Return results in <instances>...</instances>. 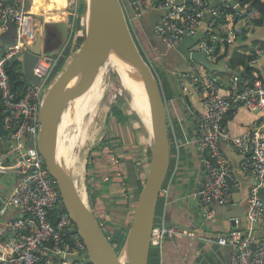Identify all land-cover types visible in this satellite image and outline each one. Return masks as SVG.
<instances>
[{"label":"built area","instance_id":"2783aa9c","mask_svg":"<svg viewBox=\"0 0 264 264\" xmlns=\"http://www.w3.org/2000/svg\"><path fill=\"white\" fill-rule=\"evenodd\" d=\"M28 1L0 0V18L4 20L0 35L8 30L6 23L12 22L16 27L14 44L3 54L0 46V114L10 139L19 142L16 147L9 145L0 152V174L9 171L19 174L14 191L3 198V207H15L20 214L0 227V264H92L87 245L64 206L59 186L50 175L44 156L37 148L22 152L20 140L36 142L38 139L42 126L40 110L62 56L61 52L41 54L37 63L30 66L38 83H29L21 92L13 89L7 65L29 52L42 33ZM79 1L70 0V4L77 8ZM121 1L134 34L142 30L141 18L145 13L152 10L161 13L154 31L168 49H175L185 36L195 34L205 24L204 36L190 50L205 53L212 63L222 60L228 47L240 44L242 38L260 27L256 22L262 17L250 0H220L215 5H212L214 0ZM21 65L19 70L26 80L24 65ZM250 65L251 74L242 66L232 71L227 84L217 71L212 72L193 60L192 72L185 74L180 83L185 91L202 93L205 110L199 119L197 143L201 150L208 149L211 154V158L203 159L204 183L193 196L206 205L232 203L230 188L235 178L234 167L221 147L222 142L244 155L241 168L257 182L248 193L251 223L248 235L241 237L242 229L236 218L235 231L218 239L220 245L234 247L230 264H264V242L256 249L250 248L252 223L264 214V200L259 195V187L264 186V47L257 48ZM241 109L253 112L255 119L242 134L235 136L228 130L226 118ZM0 142L5 143L3 135ZM209 216H214V210L209 211ZM177 234V229L167 224L163 216H156L151 247L160 246L166 238Z\"/></svg>","mask_w":264,"mask_h":264},{"label":"water","instance_id":"95a60500","mask_svg":"<svg viewBox=\"0 0 264 264\" xmlns=\"http://www.w3.org/2000/svg\"><path fill=\"white\" fill-rule=\"evenodd\" d=\"M215 4L216 2L213 1L212 5ZM84 5L85 8L82 15L84 34L82 43L45 96L40 110L42 126L37 141L20 140V143L23 145L22 152H25L27 148H37L44 156L48 171L59 186L64 206L87 245L92 264H149L151 235L157 216V206L171 165L168 105L162 94L160 80L150 60L145 57L136 40L134 31L124 12L122 1L84 0ZM160 15L159 11L145 13L141 18V26L152 49L161 57L173 49L166 48L161 38L154 33L153 24L159 20ZM2 24H4V20L0 18V25ZM6 24L8 27L7 32L12 31L16 36L14 23L8 22ZM202 25H204L203 28ZM202 25L195 34L185 36L176 47V50L184 55L187 60L193 57L201 61L210 70H224L229 59L223 60V62L220 60L219 62L212 63L205 58V53L192 54L189 51V48L204 36L206 25ZM43 28L44 30L38 36L31 50L14 60V62L24 65V71L27 76L25 80L26 85L38 83V78L31 73L30 66L37 63L40 55L49 49L46 45V26ZM14 39L7 40L0 36V46L3 47L2 54L7 47L14 44ZM109 50L113 51L128 65L131 73L144 86L151 115L150 164L148 173L139 195L133 221L120 250L116 249L106 235L88 202L81 198L74 184L72 173L58 160L55 150L62 116L72 95L78 86L89 77L104 54ZM199 125L197 122L198 128ZM9 134L10 132L4 128L0 114V135H3L5 138V143L0 142L1 153L9 145L16 147L19 143L16 140H11ZM224 143H221V147L233 162L235 175L241 183V188L236 186L235 180H232L230 191L233 193V198L230 205L219 206L215 203L205 205L207 208L214 209L218 215H224L229 220V224H235V227H237L235 216L244 214L245 218H241V237L243 238L247 233L248 225L251 224L246 215L247 204H249L248 190L250 187L257 185V182H254V177L246 174L239 166V160L240 158L243 159L244 155L234 156ZM200 152L206 158H211L208 149ZM203 183L204 179L201 185ZM259 195L264 200V186L259 187ZM244 198L246 200L242 201ZM239 204H241V207H238ZM9 220L7 211H2L0 208V227ZM252 226L255 229V240L251 243V247L255 249L257 244L261 240H264V214L259 220L253 222ZM225 249L227 261L230 262L233 246L227 245Z\"/></svg>","mask_w":264,"mask_h":264},{"label":"crops","instance_id":"0c3cea01","mask_svg":"<svg viewBox=\"0 0 264 264\" xmlns=\"http://www.w3.org/2000/svg\"><path fill=\"white\" fill-rule=\"evenodd\" d=\"M219 1L220 0H214L216 4ZM28 7L35 15L42 31L44 30L43 27L46 26V45L49 49L46 50L45 53L51 54L54 52L53 54L56 55L61 52L62 56L58 67L52 75L53 77L62 67H66L82 43L84 34L82 17L85 8L84 0L79 1L77 8L75 5L70 4V0H29ZM203 27L204 25H202V28ZM140 32H143V30ZM263 36L264 27H258L255 29V31L246 37L248 38L246 41H241L240 44L231 47L228 55L222 59V62L223 60L229 59L226 63L225 69L214 71H217L218 76L225 79V82L229 84L231 75L226 74V71L229 69L230 59L233 56L234 50H239L246 45H252L255 41H261L263 40ZM191 47L189 48L190 52ZM149 48L151 50L150 52L148 51ZM176 49L177 48L171 51L169 50L165 56L160 57L152 49L151 45L146 47V51L149 52V56L146 58L149 59L150 62L152 60L160 62L159 70L161 73H156L155 69L154 71L160 80L162 94L168 105L169 111L171 165L168 177L161 190L157 206V216H163L167 224L173 226L179 232L175 237L166 238L160 246L151 247L149 264H230L226 258L227 252L225 246L220 245L218 239L220 237L228 236L232 230L235 231V224H229V220L224 215H218L214 209L207 208L202 200L193 196V193L202 184L204 179L203 159L206 157L204 154H201L200 151L202 150L197 143L200 136L197 122L199 123L201 114L205 109L202 104V93L200 90L185 91L180 86L182 77L185 74L191 73L193 70L191 67V61L196 59L191 57L187 60L185 56ZM198 62L202 63L201 61ZM241 67L242 66H238L236 70H240ZM210 71L213 72V70ZM220 72H225V74H219ZM25 86L26 82L24 83V87ZM254 119L255 114L253 112L241 109L236 114H233V116L227 121V128L232 134L239 136L254 121ZM131 134H133L134 138L135 132H132ZM135 142L136 140L134 138L132 142H129L128 147L125 149L127 152L124 154V150L122 149L120 154L131 156L132 151L129 150L131 148L130 145ZM224 144H226V147L234 156H240L230 144ZM147 148L150 149V142L147 147L144 146L142 153L139 148V156L136 160L140 159V163L138 168L134 169L137 172L135 173L138 175V179H143L148 173L150 164V157L148 158V156H150V153ZM242 161L243 159L240 158V168ZM231 163L233 165L232 161ZM131 167L134 168V164H132ZM145 169L147 172H145ZM94 171L90 172L93 173L91 190L95 191L91 192V196L96 194L94 207L97 210L99 209L98 214L100 217H98V220L104 224V231L109 239L123 238L124 240L133 221L138 201L128 199L127 202L129 204H125V202L123 203V200L119 202L118 198L124 197L125 194L122 196V193H117L118 191L114 188L116 185L121 187L124 182L120 180L118 183H115V179L112 177L109 178L108 182L107 175L102 178V172H99L98 170V173H95ZM18 180V172L9 171L6 174H0V208L2 211H7V216L10 220L14 217H18L20 214L15 207H3V198L9 197L12 194L17 186ZM234 180L236 186L241 188V183L236 175ZM102 185H104L103 188H101ZM252 187L249 188L248 193ZM108 193L111 197L114 196L115 198L111 199V201L110 198H104ZM89 196L88 193V199ZM245 200L246 198L242 201ZM103 201L108 202V205ZM116 204L126 205L122 208L121 215L109 212L111 208L110 205L116 209L118 206H115ZM238 207H241V204H239ZM248 208L249 204H247L246 208V215L249 220ZM210 210H212V212L214 210V216L212 217L209 216ZM114 215H116V217L118 215V217L116 218ZM244 216V214H238L235 216V218L239 219L240 227L242 225L241 218H245ZM248 231L245 237L248 235ZM254 231L255 229L253 227V241L255 240ZM260 242H264V240H261ZM250 248H252L251 244ZM232 253L230 254V258Z\"/></svg>","mask_w":264,"mask_h":264},{"label":"rangeland","instance_id":"374dc122","mask_svg":"<svg viewBox=\"0 0 264 264\" xmlns=\"http://www.w3.org/2000/svg\"><path fill=\"white\" fill-rule=\"evenodd\" d=\"M153 11H155V10H152L150 12H153ZM156 22H154V24H153V30H154V25ZM154 33H155V31H154ZM2 37L7 39V40H12L16 36L12 31H9V32L6 31L2 34ZM135 37H136L137 41L139 42V40H138L139 38H138L136 33H135ZM261 46L264 47V44L260 45V47ZM140 48H141V46H140ZM141 50L143 52L142 48H141ZM52 53H54V52H52ZM239 56H244V55H239ZM145 57L148 58L147 55H145ZM234 58L238 59L237 53L234 55ZM151 64H152L153 68L155 69L156 73L157 72L161 73V71L159 70V68H160V66H159L160 62L159 61L152 60ZM65 68L66 67L64 66L59 71H57V73L53 76V79H52L53 83L55 82L57 77L61 74V72ZM161 70H162V68H161ZM219 74H225V72L224 73L220 72ZM226 74L231 75L232 69L229 68L226 71ZM120 83H121V79L120 78L118 79L117 72L115 70L111 69V71L109 72V75L105 79H103L100 90L98 91V93L97 94L94 93V94L90 95L89 100H93L96 103L97 110L94 109L92 111L91 110L92 108L90 106H88L87 104H85V99H83L80 101V103L83 104V110L85 111V116L83 115V112L80 113V115L78 116V123H80L82 126L79 124H74L72 122H68V124H67V126H68V128H67V139L69 141H72V144H71V146H68L67 144L63 145L62 146L63 151L65 152L66 148H68V150L71 152L74 150V154L76 151L77 155L79 156L78 162H77V167H78V169L82 175L81 181L79 183V185H80L79 187L83 191L86 190L88 204H89V199H88V191H87L88 187L87 186L90 182L89 178H91V177H89V173L94 171V170L98 171V169H99V172H102V174H101L102 178L106 177L107 173L113 174V171L110 170L112 168H115V170L117 169L119 171V173L115 174L114 176H117V175L122 176L123 175L122 170L124 169L125 174H126V178L128 176L131 178L132 183L128 184L130 187H131V185H133L132 190H130V192H131L130 196L131 197H129V190H128V189H130V187H128L126 192L121 187H118V185H116V187L114 188L118 191L117 193L122 192V195H124V194L126 195L122 198H118L119 202L121 200H123V203L125 202V204L126 203L129 204L127 202L128 199L126 197H128L129 200L133 199V200L138 201L139 195L141 192V191H139L138 186L134 182V178H135L136 173L131 174L130 170L132 169V167H131L132 162L136 161V159L139 156V148L141 149V153H142L144 146L147 147L149 142L151 143L150 120L147 117H144V118L140 117L136 113V111L132 107H130V104L128 102V92L125 88L124 89L121 88ZM115 105H117L119 108H121L124 112L128 113L130 116L135 117L134 120L132 119V123L121 124L115 118V116L112 115V108ZM83 127L86 128V131L87 130L88 131H87V135L84 138V140L81 141ZM132 132H135L134 138L136 140V142L134 144L130 145L131 148L129 150L132 151L131 152L132 155L131 156L121 155L120 152L122 151V149L124 150L123 153L125 154L127 152V151H125V149L128 147L129 142H132L134 139L133 134H131ZM103 139L108 140V141H112L111 145L105 144L104 146H102V148L99 149V146H100L101 142L103 141ZM83 146H84V148H83ZM97 146H98V149H95L93 152H91V150L94 147L96 148ZM149 157L150 156H148V158ZM74 161H75V155L73 157L72 162H70V165H73ZM87 164L90 166V170L88 169ZM92 167L97 168V169H94V168L92 169ZM145 168H146V166H145ZM97 171H94V172L98 173ZM145 172H147L146 169H145ZM130 174H131V176H130ZM145 177H143V179H145ZM86 179H87V183H86ZM107 180L109 182V178ZM103 186L104 185H102L101 188H103ZM84 188H85V190H84ZM104 198H106V199L110 198V201H111V199H113L115 197L114 196L111 197V195L108 193L105 195ZM104 203L106 205H108V202H104ZM117 205L118 204H116L115 206H117ZM89 206H90V204H89ZM124 206H126V205H118L116 207V209H114L110 205L111 208H110L109 212L121 215L122 214L121 211H122V208ZM118 215H117V217H118ZM114 217H116V215H114ZM105 230H106V228H105ZM113 243H114V246L116 247V249L120 250L121 246H118L115 242H113ZM122 243H124V242H122Z\"/></svg>","mask_w":264,"mask_h":264},{"label":"bare ground","instance_id":"6f19581e","mask_svg":"<svg viewBox=\"0 0 264 264\" xmlns=\"http://www.w3.org/2000/svg\"><path fill=\"white\" fill-rule=\"evenodd\" d=\"M111 69L115 70L118 74V79L119 78L121 79V83H120L121 88L122 89L125 88L127 90L128 102L130 104V107H132L140 117L142 118L147 117L151 122L149 103L144 86L131 73L130 69L128 68V65L123 60H121L113 51L109 50L106 54H104L102 59L99 61L98 65L90 73L89 77L86 78L85 81H83L78 86L77 90L72 95V98L62 116V121L58 129V136L55 143L57 158L72 173L73 181L76 186V189L78 190L81 198L84 201H87V194L86 191H83L79 187L80 186L79 183L81 181V176H82L81 172L77 167L79 156L77 155L76 151L74 154V150L71 152L68 150V148H66L64 152L62 146L65 144L71 146L72 144V141H69L67 139L68 122L81 125L80 123H78V116L82 112L83 115L85 116V111L83 110V104L80 103V101L85 99V104L90 106L92 108L91 109L92 111L94 109L97 110L96 103L93 100H89L90 95L94 93L96 94L98 93L103 79H105L109 75ZM150 130H151V126H150ZM87 131L86 128L83 127L81 141H83L84 138L86 137ZM74 155H75V161L73 165H70V162H72Z\"/></svg>","mask_w":264,"mask_h":264},{"label":"trees","instance_id":"16d2710c","mask_svg":"<svg viewBox=\"0 0 264 264\" xmlns=\"http://www.w3.org/2000/svg\"><path fill=\"white\" fill-rule=\"evenodd\" d=\"M245 1H247V0H245ZM250 1L252 2V5L255 8H257V10L262 14V17L257 20L256 25L257 26H260V27H264V2H262L261 0H250ZM247 39L248 38L244 37V38H242L241 41H246ZM262 44H264L263 40H261V41H255V42L252 43V45H246L243 48H240L239 50H234L233 56L230 59L229 68L232 69V71H236V68L238 66H243L246 69V73L247 74H251L252 73V70H253V67L250 65V61L256 55V51H257L256 48L260 47V45H262ZM229 50H230V48L228 47L227 52H225V56H223V57H226L228 55ZM236 53L238 54V59L234 58V55ZM239 55H244V56H239ZM223 57H221V58H223ZM21 66H22L21 63H19V62H13V63H9L7 65V68H6L7 69V73L9 75L10 82L12 83L13 89L14 90H19L20 92L23 91L24 83H25V80L22 78L23 77V74L19 70L21 68ZM112 115H114L115 118L121 124L132 123V119L133 120L135 119L134 116H130L128 113L124 112L117 105H115L112 108ZM232 115L233 114L227 115L226 123L232 117ZM105 144L111 145V141H108V140L103 139V141L101 142V144L99 146V149L102 148V146H104ZM95 149H98V146L96 148L94 147L91 150V152H93ZM147 149H148V152L150 153V149L149 148H147ZM139 161H140V159L132 162V164H134V168L132 167V169L130 170L131 174H134L136 172V170H134V169H137L138 168V165L140 163ZM87 166H88V169L90 170V166L88 164H87ZM93 168L94 167H92V169ZM111 170L113 171L114 174H109L108 173L107 174V177L108 178H110V177L114 178L115 179L114 180L115 183H118V181H120V180L122 182H124V184L121 185V188L126 192V190L128 189V187H130L128 184L132 183L131 178L129 176L126 178V174H125V170L124 169L122 170L123 171V175L122 176L121 175L114 176L115 174L119 173V171L117 169L115 170V168H112ZM131 174H130V176H131ZM89 177H91V178H89L90 179L89 180L90 182H89V184L87 186L88 187V190L87 191H88V193L90 195L89 196V202H90V206H91L94 214L98 218V217H100V215L98 214L99 209L97 210L94 207L95 201H96L95 200L96 199V194L93 195V196H91V192H95L94 190H91L93 173H89ZM144 181H145V179H138V175H135L134 182L138 186L139 191L142 190ZM132 188H133V185H131L130 189H128L129 190V197H131L130 196V193H131L130 190H132ZM126 198L129 199L128 197H126ZM99 222L101 224H103L101 221H99ZM102 227L104 229V224L102 225ZM110 240H112L113 242H115L118 246H121L122 245V242H123V238H114V239H111L110 238Z\"/></svg>","mask_w":264,"mask_h":264},{"label":"flooded vegetation","instance_id":"af4514ba","mask_svg":"<svg viewBox=\"0 0 264 264\" xmlns=\"http://www.w3.org/2000/svg\"><path fill=\"white\" fill-rule=\"evenodd\" d=\"M136 34H137V36H138V40H139V44H140V46L142 47V49H143V52H144V54L146 55L147 54V56H149L148 55V53L151 51L150 50V48H149V52H147L146 51V47L147 46H150V44H149V41H148V38H147V36H146V34L145 33H143V32H136ZM146 46V47H145ZM171 51V50H170ZM165 64L167 65V63L165 62Z\"/></svg>","mask_w":264,"mask_h":264}]
</instances>
